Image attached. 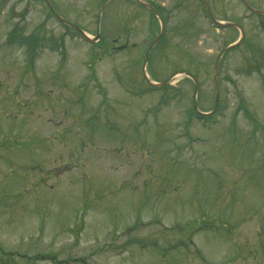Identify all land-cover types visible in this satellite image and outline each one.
<instances>
[{"label": "rangeland", "instance_id": "1", "mask_svg": "<svg viewBox=\"0 0 264 264\" xmlns=\"http://www.w3.org/2000/svg\"><path fill=\"white\" fill-rule=\"evenodd\" d=\"M146 1L0 0V264H264V19Z\"/></svg>", "mask_w": 264, "mask_h": 264}, {"label": "water", "instance_id": "2", "mask_svg": "<svg viewBox=\"0 0 264 264\" xmlns=\"http://www.w3.org/2000/svg\"><path fill=\"white\" fill-rule=\"evenodd\" d=\"M108 1H109V0H107V1L105 2V4H106ZM133 1L139 2L140 4L145 5L146 7H149V8H150V6L147 5L145 2H142V1H140V0H133ZM242 2L248 7L249 10H251V11H253V12L259 14V15L264 16V13H263V12L251 8V7L247 4V2H246L245 0H242ZM105 4H104V5H105ZM104 5H103V7H104ZM225 25H229V26L235 27V28H237V29H240L236 24H233V23H228V24H225ZM221 26H223V25H221ZM260 26H261V28L264 30V22H261V23H260ZM243 36H244V34H243V32H241V38H242ZM87 40H89V39H87ZM234 46H235V45H231V46H228L227 48H225V49L222 51L221 55L224 54L226 51L230 50L231 48H233ZM119 49H120V48H119ZM220 57H221V56H220ZM218 62H219V59H218L217 62H216V66H215V70H216V71H217V67H218Z\"/></svg>", "mask_w": 264, "mask_h": 264}, {"label": "trees", "instance_id": "3", "mask_svg": "<svg viewBox=\"0 0 264 264\" xmlns=\"http://www.w3.org/2000/svg\"><path fill=\"white\" fill-rule=\"evenodd\" d=\"M0 254H2V255H9V254H6V252H4L1 248H0Z\"/></svg>", "mask_w": 264, "mask_h": 264}]
</instances>
